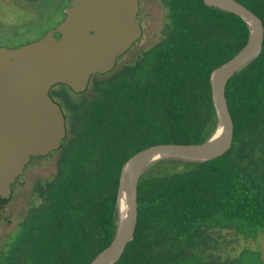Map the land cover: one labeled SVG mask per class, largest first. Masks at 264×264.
<instances>
[{
  "label": "trees",
  "instance_id": "16d2710c",
  "mask_svg": "<svg viewBox=\"0 0 264 264\" xmlns=\"http://www.w3.org/2000/svg\"><path fill=\"white\" fill-rule=\"evenodd\" d=\"M264 23V0H238ZM161 41L133 63L94 76V96L67 89V137L56 174L6 243L0 264H90L115 239L122 171L158 144H200L219 127L212 73L248 43L240 15L205 0H162ZM234 142L224 155L196 162L165 158L142 176L136 234L115 264H264L250 249L224 262L205 255L209 228L264 232V45L228 82Z\"/></svg>",
  "mask_w": 264,
  "mask_h": 264
},
{
  "label": "water",
  "instance_id": "95a60500",
  "mask_svg": "<svg viewBox=\"0 0 264 264\" xmlns=\"http://www.w3.org/2000/svg\"><path fill=\"white\" fill-rule=\"evenodd\" d=\"M210 6L240 15L250 25L248 43L211 76L219 127L200 144H158L132 156L124 165L119 196V223L114 241L90 264H115L133 241L138 223V185L157 161L179 158L206 162L227 153L234 142V120L227 85L258 57L264 45L262 18L238 0H205ZM139 0H74L66 19L43 39L18 48L0 47V199L10 198L12 181L34 156L60 150L67 118L50 95L57 84L75 93L87 91L91 78L116 68L119 57L142 36Z\"/></svg>",
  "mask_w": 264,
  "mask_h": 264
},
{
  "label": "rangeland",
  "instance_id": "374dc122",
  "mask_svg": "<svg viewBox=\"0 0 264 264\" xmlns=\"http://www.w3.org/2000/svg\"><path fill=\"white\" fill-rule=\"evenodd\" d=\"M142 5L145 12L150 15L143 23V39L127 56L118 61V66L133 63L135 58L157 45L163 37L167 23V9L165 11L162 0H143ZM23 9L0 2V11L9 15L12 14L16 20L26 15V11ZM48 9L49 14L54 10V8ZM99 78H104V76ZM92 90L93 88L81 95L73 91H69V94L74 101H79L83 98L92 97L94 95ZM58 158V153H52L46 158L35 160L17 180L19 189L16 190L13 200L7 204L9 208L7 216L12 222L2 225L0 228V256L5 243L10 240L8 238L12 231L18 228L19 222L24 219L30 206L37 200L36 189L38 185L56 174ZM196 245H200L209 259L219 262L236 257L245 249L259 252L264 260V232L257 233L256 236H248L231 229L209 228L206 234L197 238Z\"/></svg>",
  "mask_w": 264,
  "mask_h": 264
},
{
  "label": "flooded vegetation",
  "instance_id": "af4514ba",
  "mask_svg": "<svg viewBox=\"0 0 264 264\" xmlns=\"http://www.w3.org/2000/svg\"><path fill=\"white\" fill-rule=\"evenodd\" d=\"M0 2H4L6 3V5H15L17 8H24L23 10L26 11V15L18 20L14 19V16L12 14L9 15L3 11H0V47L18 48L23 45L37 42L43 39L47 34L51 32H54V35L56 37H61L63 34L58 31V27L66 19L67 10L73 5L74 0H0ZM142 2L143 0H139V11L137 14V18L140 21L143 29L142 36L137 41H135L133 46L127 52H125L121 57H119V60L127 56L143 39V23L145 19L150 15L145 12ZM48 8H54L53 12L49 14ZM164 9L166 11V8ZM136 59H138V57L135 58V60ZM109 73L110 72L98 73L93 75L92 78L94 76H106ZM89 87L87 91L76 94L81 95L88 92L89 90H91V88L89 89ZM64 88L67 89L68 93L69 91H72V89L67 85L57 84L52 87L50 95L56 102H58L62 106L64 113H66V97L63 94ZM92 91L94 92V90ZM49 155L32 157L30 163H28L26 168H29L35 160L46 158ZM19 177L15 178L12 181V194L10 198L0 199V228L2 225L10 224L12 222V220L8 219L7 216L9 213V208L7 204L13 200L16 190L19 189L17 183ZM21 222L19 223L21 224ZM20 224L18 225V227L20 226ZM16 230L17 228L12 231L8 239H11L12 235L16 232Z\"/></svg>",
  "mask_w": 264,
  "mask_h": 264
}]
</instances>
